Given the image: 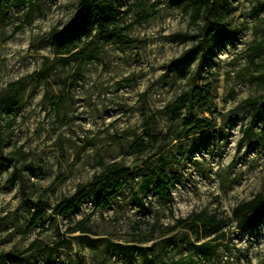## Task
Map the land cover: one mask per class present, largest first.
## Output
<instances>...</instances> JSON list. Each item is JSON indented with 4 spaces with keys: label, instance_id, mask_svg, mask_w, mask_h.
<instances>
[{
    "label": "rangeland",
    "instance_id": "obj_1",
    "mask_svg": "<svg viewBox=\"0 0 264 264\" xmlns=\"http://www.w3.org/2000/svg\"><path fill=\"white\" fill-rule=\"evenodd\" d=\"M78 2L38 0L0 17V264H149L143 252L155 264H264V219L240 229L233 215L264 193V111L250 102L264 104V0L219 3L211 18L223 28L207 48L189 2L127 0L119 27L130 42L112 33L63 62L51 32ZM113 162L130 170L98 207L95 177ZM158 168L172 203L157 180L144 186ZM202 213L225 221L224 236L207 226L197 238L187 225ZM204 241L207 257L194 252Z\"/></svg>",
    "mask_w": 264,
    "mask_h": 264
},
{
    "label": "trees",
    "instance_id": "obj_2",
    "mask_svg": "<svg viewBox=\"0 0 264 264\" xmlns=\"http://www.w3.org/2000/svg\"><path fill=\"white\" fill-rule=\"evenodd\" d=\"M34 1L38 0H0V17L11 7L16 5L26 4L31 2V6H34ZM186 1L191 4L194 9L193 19L204 18L205 24L201 31V40L198 46L201 48H207L212 44L220 35L223 28V24L212 20V15L216 6L219 3L226 4L228 0H180ZM127 0H79L76 7V11L69 22H67L63 28L53 29L51 32V38L53 40V48L56 56L59 60L67 62L70 57H76L83 54L88 48L89 44L96 38H106L112 33H117L119 37L124 38L128 42L126 36L122 35L123 28H120V23L125 19L126 15L130 12V7L125 9ZM260 6L264 8V3ZM22 25L17 27V30ZM227 37L228 35H223ZM261 44V43H260ZM255 49H258L256 46ZM190 52V51H189ZM187 54L177 59L178 65L185 67V59ZM48 58L46 59L43 67V72H48ZM22 81L17 82L20 84ZM22 88H25L22 86ZM251 104L261 114L264 111V104L258 102V100L250 101ZM252 134L251 128L245 130V138ZM0 158H2V138L0 135ZM6 161V159H4ZM130 170L129 167L120 164L119 162H113L104 168L100 175L95 177V184H97V206L109 207L112 202V196L117 189L122 187L124 183V175ZM157 180V190L159 194L164 197L169 203L173 202V195L171 192V183L168 175L164 172L163 168H158L156 171H149L144 174V186L150 184L152 180ZM89 191L82 190L76 197L71 199L62 207L64 213H69L74 210L79 204H81L88 196ZM141 207L146 208L145 204L141 202ZM233 215L238 219L237 227L252 228L258 226L264 219V193H259L253 198L244 201L237 205L233 209ZM40 218V215H36L35 221ZM195 221L190 222L187 227L190 230L197 233V238L200 239L202 234H207V226L211 227L212 231L220 232L219 235L224 236L222 228L225 224L224 220L217 219L216 215H206L204 213L195 216ZM180 224L186 222L185 220H179ZM84 232H90L89 229L81 227ZM174 229L168 228V232H172ZM153 229L147 232H140L139 240L143 243L153 239ZM204 231V233H203ZM173 241V237L169 236L166 239L165 248L169 246ZM107 246L111 250L126 252L134 249L133 244H123L119 242H107ZM213 245L209 241L201 242L194 247V252L201 257H207L212 249ZM143 258L149 264L156 263V257L150 259L146 252H143ZM191 264V263H190Z\"/></svg>",
    "mask_w": 264,
    "mask_h": 264
}]
</instances>
